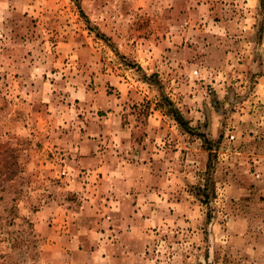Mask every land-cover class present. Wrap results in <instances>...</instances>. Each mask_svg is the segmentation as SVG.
I'll list each match as a JSON object with an SVG mask.
<instances>
[{
  "label": "rangeland",
  "instance_id": "rangeland-1",
  "mask_svg": "<svg viewBox=\"0 0 264 264\" xmlns=\"http://www.w3.org/2000/svg\"><path fill=\"white\" fill-rule=\"evenodd\" d=\"M0 264H264V0H0Z\"/></svg>",
  "mask_w": 264,
  "mask_h": 264
},
{
  "label": "trees",
  "instance_id": "trees-1",
  "mask_svg": "<svg viewBox=\"0 0 264 264\" xmlns=\"http://www.w3.org/2000/svg\"><path fill=\"white\" fill-rule=\"evenodd\" d=\"M178 120H179V122L182 121V120H180V118ZM201 136H203V135H201ZM203 137H205V136H203ZM205 141H206V143H208L207 140H205ZM207 150L210 152V155H209V165H211L212 159H213V157L215 155L213 154V149L210 146L207 148ZM205 197H206V201H208V199H209L208 198V195L205 194Z\"/></svg>",
  "mask_w": 264,
  "mask_h": 264
}]
</instances>
